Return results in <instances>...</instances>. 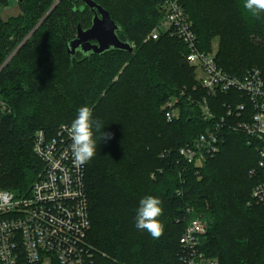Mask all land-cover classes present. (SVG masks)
Segmentation results:
<instances>
[{"label":"trees","instance_id":"trees-1","mask_svg":"<svg viewBox=\"0 0 264 264\" xmlns=\"http://www.w3.org/2000/svg\"><path fill=\"white\" fill-rule=\"evenodd\" d=\"M95 1L122 27V40H136L134 52L78 53L72 61L66 42L75 38L79 24H93V11L83 0H61L42 22L48 0H19V14L7 20L0 15V67L14 53L0 71V99L12 107L0 122V188L28 190L43 168L33 150L35 132H55L87 105L93 118L103 122L102 131L112 134L100 140L101 133H96L97 153L86 164L94 264H183L180 238L198 216L208 221L201 238L208 256L219 264H264V202L248 205L257 182L250 173L257 154L247 137L224 130L221 151L199 171L177 163L179 147L212 128L214 120L201 115L199 102L205 92L195 68L184 60L183 41L170 35L145 41L164 15L163 0ZM182 5L201 50L212 52L218 39L216 58L227 72L241 74L248 66H258L264 75V16L251 17L243 0H182ZM126 73L147 85L148 113L138 120L121 102ZM174 97L181 114L168 122L163 106ZM226 99L224 94L208 98L217 116L224 113L221 104ZM139 130L155 131L164 141L162 147H141L135 134ZM165 149L172 152L162 157ZM147 195L163 201L159 219L165 228L159 239L135 226L139 201Z\"/></svg>","mask_w":264,"mask_h":264},{"label":"built area","instance_id":"built-area-1","mask_svg":"<svg viewBox=\"0 0 264 264\" xmlns=\"http://www.w3.org/2000/svg\"><path fill=\"white\" fill-rule=\"evenodd\" d=\"M164 15L145 41L162 35L178 37L187 47L184 60L196 70L198 86L205 92L200 104L202 117L214 120L212 128L200 133L176 151L177 163L192 164L199 171L208 158L225 144L226 129L247 137L257 154L250 171L257 182L248 205L264 202V75L258 66L233 74L222 67L216 53L205 52L182 0H163ZM183 91L182 93H184ZM226 95L221 104L224 113L217 116L208 98ZM193 101V99L191 100ZM178 98L167 101L166 120L179 118ZM12 107L0 99V122ZM50 133L35 132L33 150L43 164L28 190L17 193L0 188V264H94L96 250L89 241L92 227L91 205L86 183V165L77 167L70 152L71 139L65 126ZM165 149L162 157L171 154ZM197 171V172H198ZM181 191L179 190V194ZM208 231V221L192 218L180 238L183 264H219L201 249V238ZM105 255V253L103 254Z\"/></svg>","mask_w":264,"mask_h":264},{"label":"clouds","instance_id":"clouds-1","mask_svg":"<svg viewBox=\"0 0 264 264\" xmlns=\"http://www.w3.org/2000/svg\"><path fill=\"white\" fill-rule=\"evenodd\" d=\"M243 9L251 17L259 19L264 16V0H243ZM103 122L93 118V109L90 106H81L76 117L65 129L71 139L70 152L73 163L77 167L88 164L97 153L96 133H101L99 139H111V133L102 131ZM163 201L156 196L147 195L139 201L135 217V226L138 230L147 231L153 239H159L165 225L159 219L163 215Z\"/></svg>","mask_w":264,"mask_h":264},{"label":"water","instance_id":"water-1","mask_svg":"<svg viewBox=\"0 0 264 264\" xmlns=\"http://www.w3.org/2000/svg\"><path fill=\"white\" fill-rule=\"evenodd\" d=\"M69 1L74 3L78 0ZM83 1L85 6L93 11V24L88 28L79 24L75 38L66 42L72 61L78 53L88 57L92 54L101 55L111 50L134 52V46L130 40L124 41L120 38L119 32L122 27L112 18L110 11L95 0Z\"/></svg>","mask_w":264,"mask_h":264},{"label":"rangeland","instance_id":"rangeland-1","mask_svg":"<svg viewBox=\"0 0 264 264\" xmlns=\"http://www.w3.org/2000/svg\"><path fill=\"white\" fill-rule=\"evenodd\" d=\"M49 1H50V5H49L50 8L46 12V14L44 16H42V19H40L41 22L43 21V19L48 14H50L53 11L54 8L57 7L58 3L61 0H48V2ZM101 1L104 2V0H101ZM20 7L21 6H19V0H10L9 2L0 3V15L4 20H7L9 17L19 14L20 13ZM41 22H39L38 25ZM33 31L30 32V34L26 37V39L31 36ZM147 33L149 34L150 31H148ZM133 41H134L133 46H135V44L137 42H136V40H133ZM213 44H214L213 45V47H214L213 51L217 54L218 46H219L218 39H216ZM17 49H15V51ZM13 54L14 53L12 52V54L2 64V66L0 67V71H1V68H4L6 66V64H8V62L11 59V57L13 56ZM248 67L250 68L253 66H248ZM248 67H246L245 69H247ZM244 70H241L240 72H242ZM121 71H123V67H122ZM123 76L127 78V83H123L124 84L123 87H125V88L123 89V93L121 95V102H123V106L127 108V112L132 113L133 120H138L139 116H142V115H145L146 113H148L149 93L147 91L148 90L147 85L142 78H141V81L140 80H133L134 76H130V74H128V73L123 74ZM114 79L118 80L119 77L116 76ZM161 106H163V104ZM131 122L133 123L132 124L133 126H134V124L139 125L138 124L139 121H131ZM135 134H137L138 138L140 137V139L143 142L142 144L140 142V146L143 148H146L148 151L159 150L162 147V142H164L160 138V135H158L155 131L153 132L152 130H146V131L139 130V131L135 132ZM4 189H7V188H4Z\"/></svg>","mask_w":264,"mask_h":264}]
</instances>
